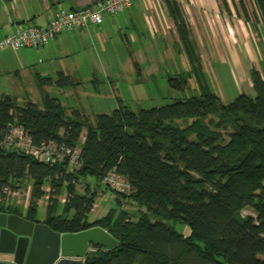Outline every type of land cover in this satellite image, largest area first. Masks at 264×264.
<instances>
[{"label":"trees","instance_id":"trees-1","mask_svg":"<svg viewBox=\"0 0 264 264\" xmlns=\"http://www.w3.org/2000/svg\"><path fill=\"white\" fill-rule=\"evenodd\" d=\"M255 1L264 22V0ZM175 19L187 41L189 28L180 11ZM188 77L171 78V86L185 89ZM252 79L255 96L241 93L228 104L202 87L199 96L139 112L119 105L93 120L79 110L69 115L49 93L42 104L28 100L23 105L15 96L0 94V141L15 124L37 146L52 141L81 151L80 166H74L69 160L45 163L0 146V197L4 186L19 188L31 179L27 219L39 221L38 202L49 186L44 223L62 233L95 226L108 230L118 244L93 247L85 264H264V68H253ZM38 83L75 84L64 72L55 79L39 77ZM111 171L127 180L129 192L104 183ZM90 177L97 180L95 187ZM101 184L120 207L90 221ZM65 190L64 204L51 203L54 194ZM124 202L138 207L137 212ZM246 205L255 216L242 215ZM170 221L188 226L191 234L185 236Z\"/></svg>","mask_w":264,"mask_h":264},{"label":"crops","instance_id":"crops-1","mask_svg":"<svg viewBox=\"0 0 264 264\" xmlns=\"http://www.w3.org/2000/svg\"><path fill=\"white\" fill-rule=\"evenodd\" d=\"M93 2L95 0H0V39L23 26L46 25L60 10H73ZM231 2L235 3L236 0H134L128 9L107 16L102 24H89L83 28L65 31L49 44L33 48V57L28 55L30 50L3 52L0 55L5 60L17 57L21 67L26 69L36 64L34 80L40 90L41 100L32 101L42 104L44 94H50L48 88L57 85L52 83L41 87L38 83L39 77L55 79L58 72H64L71 78L79 76L78 62L88 60L87 56L95 54L96 51L112 54V50L107 47L112 37L115 33L132 27L130 39L143 47L139 50H144L146 57L149 54L152 57L155 47L163 45L164 53L169 57L185 54L187 74L193 76L194 73L197 77L206 71L205 60L209 62L216 59L239 70L240 78L248 90L255 92L252 70L264 68V22L255 0L256 10L253 17L256 18V23L250 14L246 16L244 7ZM177 10L188 24L190 36L187 41L182 40L177 29ZM150 56L148 60L153 59ZM150 62L149 71L153 72L151 66L154 61ZM132 63L134 71L142 75L140 61L132 58ZM16 74L21 75L20 68ZM77 83L80 82L76 81L75 84ZM0 94L9 93L1 91ZM100 194L105 195L106 192ZM110 195L115 197L111 192ZM110 209L103 210L93 221L105 216ZM46 216L43 219L38 218L39 221L44 222ZM190 233L191 229L185 236Z\"/></svg>","mask_w":264,"mask_h":264},{"label":"rangeland","instance_id":"rangeland-1","mask_svg":"<svg viewBox=\"0 0 264 264\" xmlns=\"http://www.w3.org/2000/svg\"><path fill=\"white\" fill-rule=\"evenodd\" d=\"M236 4H240L243 7L241 0H236L233 3V5ZM244 4L248 14L255 21L256 18L253 17L256 10L254 0H244ZM255 23L253 22V25ZM132 31L133 28L131 27L115 33V36L112 37L111 42L107 46L108 49L112 50V54L96 51L95 54L87 56L88 60L78 62L80 65L77 75L79 76H74L72 79L74 82L78 81L80 83L69 87L60 88L52 86L48 88L50 95L58 97L63 105L67 107L69 115H72L74 110H79L93 120L97 113H112L119 105L128 106L131 110L139 112L144 108L159 107L176 100L199 96L203 92L202 87H209L226 104L234 101L242 93L240 91H245L249 95L255 96V92L248 90L240 78L239 70H236L232 66L228 67V64L216 59H211L209 62L205 60V73L201 74L199 72L198 77L194 73L193 76H189L188 86L185 89L179 90L174 88L171 86L170 79L180 77V72H183L182 75H187L188 73L185 54L179 53L176 56L169 57L164 53V46L157 45L152 57L149 54L150 58H153L151 60L154 61L151 66L154 71L150 72L151 60H148L149 56L146 57L143 49L142 52L139 50L143 47L137 42L131 41L130 35ZM125 36L129 38L126 39ZM8 49L0 50V53L30 50L28 51V55L29 57H33L31 53L35 52L33 48ZM3 57L0 55V92L6 91L9 94L17 96L20 105H23L29 99L40 101V90L34 80L36 64L33 63L35 66H30L26 69L21 67L17 57L14 56L13 59L7 60L3 59ZM132 58L140 61L141 68L143 69L142 75H138V72L134 71ZM18 68H20L21 75L16 74ZM179 123L185 125L183 121ZM85 134L86 130L83 133L82 140H84ZM88 180L92 183L93 187L98 183L94 177H90ZM32 186L33 181L28 179L19 187L22 192L20 197L11 199L9 204L0 201L4 204V211L2 212L24 217L27 214V208L30 206L26 207L27 195L30 191L29 204L32 200ZM84 186L85 184H80L78 188L84 190ZM105 187L104 184H101L99 187L106 194H99L97 197L96 207L89 216L90 221H93L105 209L120 207L119 203L114 199L115 197H111V190H105ZM45 190L47 191V186H45ZM66 194V190L61 194H54L51 203L57 200L60 204H64L65 201L63 199L66 197ZM50 199L48 200L44 196L39 200V219H43L46 216V209ZM124 206L137 212L138 207L135 205L124 202ZM60 210L62 212V209ZM242 215L255 216L256 214L250 205H246L242 210ZM169 223L177 230L182 231L184 235H188L190 232L187 226L174 221H170Z\"/></svg>","mask_w":264,"mask_h":264},{"label":"built area","instance_id":"built-area-1","mask_svg":"<svg viewBox=\"0 0 264 264\" xmlns=\"http://www.w3.org/2000/svg\"><path fill=\"white\" fill-rule=\"evenodd\" d=\"M134 0H95L92 4L73 9L60 10L46 25H29L18 28L16 31L0 39V50L12 48L20 50L23 48H39L53 41L58 35L65 31L75 30L88 26L89 24H102L107 16H113L128 9ZM164 1V0H162ZM0 146L16 148L35 159L45 163H55L69 160L74 166H80V149H72L66 145L50 141L43 146L34 144L32 137L21 125L11 124L8 134L0 141ZM68 158V159H67ZM104 183L118 192H129L131 185L116 171H111L105 178ZM47 199H50L51 188L47 187ZM31 192V191H30ZM29 192V193H30ZM28 193L26 207L29 204ZM22 195L20 188L4 186L0 201L9 204L13 198ZM65 202L67 198L63 199ZM96 207L94 204L93 209ZM1 258V255H0Z\"/></svg>","mask_w":264,"mask_h":264},{"label":"water","instance_id":"water-1","mask_svg":"<svg viewBox=\"0 0 264 264\" xmlns=\"http://www.w3.org/2000/svg\"><path fill=\"white\" fill-rule=\"evenodd\" d=\"M117 244L101 226L62 233L47 223L0 212V264H85L93 247L110 249Z\"/></svg>","mask_w":264,"mask_h":264}]
</instances>
